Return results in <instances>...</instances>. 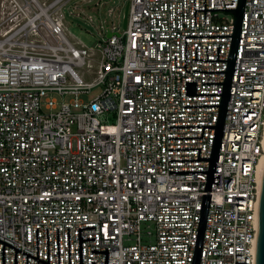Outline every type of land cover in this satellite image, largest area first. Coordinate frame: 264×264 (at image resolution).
I'll return each mask as SVG.
<instances>
[{
    "label": "built area",
    "instance_id": "1",
    "mask_svg": "<svg viewBox=\"0 0 264 264\" xmlns=\"http://www.w3.org/2000/svg\"><path fill=\"white\" fill-rule=\"evenodd\" d=\"M69 1L0 0V264H190L206 173L168 170L208 160L168 148L209 157L224 72L179 66L184 35L233 16L128 0L94 49L66 36ZM230 39L185 37L186 69L225 70L192 58ZM263 139L264 0H245L198 264H255Z\"/></svg>",
    "mask_w": 264,
    "mask_h": 264
},
{
    "label": "water",
    "instance_id": "2",
    "mask_svg": "<svg viewBox=\"0 0 264 264\" xmlns=\"http://www.w3.org/2000/svg\"><path fill=\"white\" fill-rule=\"evenodd\" d=\"M244 2L245 0H237L235 8H204V0H203V8H194V0H193V24H194L195 10H203V18H204V10H229L228 12H230L233 16L232 33L231 34H209V35H184V65H179V66H184L185 71L224 72L223 83H222V88H221V94H220V99H219V105H218V110H217V116H216V121H215V127H214L209 157H199L200 147L168 148V150L198 149L196 159H168V161L208 160L207 170H168V173H206L190 264L199 263L203 233H204L209 198H210V191H211L212 184L218 183V171H215L214 169H215V164H216V159H217V153H218V148H219V143H220L224 115H225L227 99H228V94H229V89H230V83H231V78H232V73H233V67H234V62H235V57H236V51H237V46H238L242 11L244 9ZM126 13H127V9H126ZM126 13H125L123 27H125V23H126ZM204 24H205V20H204ZM220 36H231L227 59H217L218 52H219V46H216V59H207V46H205V59L196 58V46H194L195 58H192V59H199L202 61H226L225 70L202 71L199 69H186L185 37H220ZM174 65H175V55H174ZM255 264H264V171H263V176H262L261 192H260V199H259V220H258Z\"/></svg>",
    "mask_w": 264,
    "mask_h": 264
},
{
    "label": "rangeland",
    "instance_id": "3",
    "mask_svg": "<svg viewBox=\"0 0 264 264\" xmlns=\"http://www.w3.org/2000/svg\"><path fill=\"white\" fill-rule=\"evenodd\" d=\"M127 3L128 0H70L63 9L66 36L75 44L96 49L112 26L119 31L123 30ZM96 93L93 90L84 98ZM101 120L111 122L113 116L106 115Z\"/></svg>",
    "mask_w": 264,
    "mask_h": 264
},
{
    "label": "bare ground",
    "instance_id": "4",
    "mask_svg": "<svg viewBox=\"0 0 264 264\" xmlns=\"http://www.w3.org/2000/svg\"><path fill=\"white\" fill-rule=\"evenodd\" d=\"M263 143H264V139H263ZM263 171H264V156L260 160V181L262 180Z\"/></svg>",
    "mask_w": 264,
    "mask_h": 264
}]
</instances>
